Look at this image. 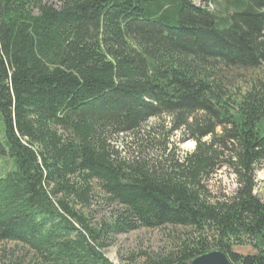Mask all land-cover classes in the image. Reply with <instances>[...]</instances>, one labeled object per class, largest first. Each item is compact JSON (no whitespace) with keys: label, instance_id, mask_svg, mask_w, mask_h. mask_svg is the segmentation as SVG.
Segmentation results:
<instances>
[{"label":"trees","instance_id":"1","mask_svg":"<svg viewBox=\"0 0 264 264\" xmlns=\"http://www.w3.org/2000/svg\"><path fill=\"white\" fill-rule=\"evenodd\" d=\"M195 1L0 0V160L13 164L0 173V243L22 248L13 264H114L110 237L169 225L198 236L140 264H189L211 246L264 264V79L251 75L264 0ZM166 133L195 149L165 154ZM221 166L236 175L231 196L205 185ZM96 188L120 206L109 222L76 208ZM244 241L256 253L233 250Z\"/></svg>","mask_w":264,"mask_h":264},{"label":"rangeland","instance_id":"2","mask_svg":"<svg viewBox=\"0 0 264 264\" xmlns=\"http://www.w3.org/2000/svg\"><path fill=\"white\" fill-rule=\"evenodd\" d=\"M49 3L60 5L61 0H46ZM195 3L200 6H204L203 2L196 0ZM210 8H212L210 6ZM252 76L264 79V65L257 71H252ZM157 119H151L146 127H155L159 123ZM167 125V124H166ZM167 138V133L160 136L161 140ZM130 138V136H129ZM128 136H121L119 139L122 144L129 140ZM208 139V138H207ZM122 144L118 143V147L123 149ZM164 145V144H163ZM154 147L151 152L155 157L163 155L164 150L161 146ZM165 147L167 148L165 154L170 151L175 152L176 156L183 157L186 153L192 152L196 147V141L189 137H184L181 133L173 134L169 137V140L165 141ZM13 168L12 160L9 157L0 160V173L4 174L8 170ZM255 187L254 194L264 202V164L257 167L255 170ZM205 185L213 196L233 195L237 191L238 183L237 178L231 167L221 166L218 167L214 173H212L205 181ZM95 198L89 208L77 205V209H81L88 214L92 213V224H98L101 221L109 222L115 213L116 206L114 204L107 205L105 203L104 194L96 188L94 191ZM198 233L190 227L180 226H165L162 228H146L141 227L136 230L115 234L110 237L108 245L103 248L105 256L114 264H140L145 259V254L152 255L154 253L165 252L176 248L179 243V239L186 237L195 238ZM209 241H212V232L206 233ZM212 248L216 249L214 246ZM22 249L15 242L0 243V264H13V260L10 259L9 253L14 250L16 253ZM213 249V250H214ZM233 250L242 255L256 253L255 248L249 241H244L242 244L233 246ZM18 255V254H17Z\"/></svg>","mask_w":264,"mask_h":264},{"label":"water","instance_id":"3","mask_svg":"<svg viewBox=\"0 0 264 264\" xmlns=\"http://www.w3.org/2000/svg\"><path fill=\"white\" fill-rule=\"evenodd\" d=\"M189 264H234L225 252L219 249L210 250L191 259Z\"/></svg>","mask_w":264,"mask_h":264}]
</instances>
